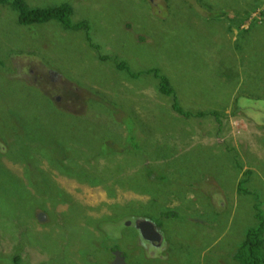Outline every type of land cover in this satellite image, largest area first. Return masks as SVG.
<instances>
[{"label": "rangeland", "instance_id": "obj_1", "mask_svg": "<svg viewBox=\"0 0 264 264\" xmlns=\"http://www.w3.org/2000/svg\"><path fill=\"white\" fill-rule=\"evenodd\" d=\"M24 1L70 3L101 54L132 73L159 70L185 111L224 121L177 114L151 75L101 61L84 31L20 26L0 7V264H239L257 225L253 196L238 192L245 171L264 217V126L246 117L264 110V0ZM240 96L261 106L234 113ZM52 137L125 185L109 192L51 170ZM136 220L156 224L160 245Z\"/></svg>", "mask_w": 264, "mask_h": 264}, {"label": "trees", "instance_id": "obj_2", "mask_svg": "<svg viewBox=\"0 0 264 264\" xmlns=\"http://www.w3.org/2000/svg\"><path fill=\"white\" fill-rule=\"evenodd\" d=\"M0 7H7L11 11L16 14V22L20 26H31V25H43L47 22H56L58 23L64 30L70 31H78L82 30L85 32V37L90 46L96 50L99 54L98 58L101 61L111 60L113 64L121 71H125L133 77L141 74L151 75L157 81L158 92L162 95L171 99V107L174 112L184 117H204L209 116L214 120L215 123L220 127L224 120L223 116H220L217 112H196L192 113L189 111H185L181 106H179V102L177 101V96L175 94L174 89L171 87V84L168 78L160 73L159 70L152 68L148 70H144L138 73L130 72L128 66L125 61H119L114 55H106L100 53V46L93 43L90 37V24L86 20L75 21L73 19V7L68 2H63L55 6L48 7H31L24 0H0ZM244 100H247L248 107L244 104L243 99L235 100L232 104L234 108V113H242L246 114L249 110H251V101L256 102V107L261 106V100L253 99L249 96H240ZM248 97V99H245ZM253 99V100H252ZM256 114L259 116H246L250 117L257 125L264 126V110L261 112L259 108L256 109ZM131 129H129L130 131ZM131 138H135V134L129 135ZM52 143L59 146H54L49 144L48 153L46 156L50 157L49 163H52L49 168L51 170H56L59 174L74 177V179L79 182L86 183L90 186L93 185H103V187L109 192H115L116 188L122 187L118 180L120 178L119 173L115 176H107L104 173L98 172L93 168L88 169V165L85 168L82 164H76V157L79 154V150H75L73 148H69L65 145H62L59 140L55 137H52ZM110 151H106L104 154H110ZM237 167L241 171L242 166L238 163ZM153 177H151V175ZM148 175L150 178H154L157 181H162L159 179L156 173L153 171H148ZM147 175V176H148ZM250 176V171H245L243 173V178L238 182V192L240 194H248L253 196L255 200L254 211H255V220L257 221V225L254 228L248 229L244 240L234 253V259L239 264H264V253H263V233H264V217L262 215L260 207L261 195L255 191L248 190L246 188V184H248V177ZM105 178V179H104ZM144 180H147L146 178ZM142 181V180H141ZM148 181V180H147ZM156 181V182H157ZM134 188H141L142 185L140 182L133 184ZM50 198L54 200L56 203L63 202V197H66L67 194L65 192L62 193L55 191V189L50 188ZM56 196L58 197L56 199ZM73 203L70 205V210H74L76 212H81L78 208L73 207ZM82 214V213H81ZM85 216V214H82ZM88 218V217H87ZM105 219V218H104ZM113 221V219H111ZM89 221V218H88ZM114 222V221H113ZM95 227L100 228L99 222H95Z\"/></svg>", "mask_w": 264, "mask_h": 264}, {"label": "water", "instance_id": "obj_3", "mask_svg": "<svg viewBox=\"0 0 264 264\" xmlns=\"http://www.w3.org/2000/svg\"><path fill=\"white\" fill-rule=\"evenodd\" d=\"M134 226L143 240L160 245L161 236L156 224L153 221L136 220L134 222Z\"/></svg>", "mask_w": 264, "mask_h": 264}]
</instances>
